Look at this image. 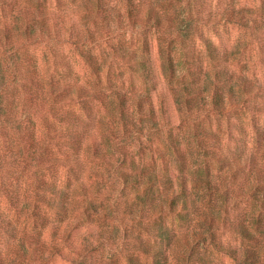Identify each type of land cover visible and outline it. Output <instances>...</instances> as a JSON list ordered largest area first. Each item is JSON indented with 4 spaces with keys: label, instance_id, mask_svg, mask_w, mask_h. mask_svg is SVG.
Returning a JSON list of instances; mask_svg holds the SVG:
<instances>
[{
    "label": "rangeland",
    "instance_id": "obj_1",
    "mask_svg": "<svg viewBox=\"0 0 264 264\" xmlns=\"http://www.w3.org/2000/svg\"><path fill=\"white\" fill-rule=\"evenodd\" d=\"M63 1L70 6L73 0ZM103 1L105 6L94 13L77 8L84 0L72 5L78 26H88L95 33L79 50L67 44L46 41L30 52L43 77L67 78L86 86L93 93L91 96L99 95L96 99L80 100L75 106L74 115L83 117L87 125L59 128L61 134H74L79 140L76 144L70 138L59 140L61 151L57 155L79 157L83 161L82 168L55 172L58 186L66 180L71 185L79 181L86 183L85 192H76L70 202L73 208L83 213L74 216L83 224L73 234V240L87 247V258L80 261L82 264H129L127 259L134 248L145 242L142 230L145 220L141 219L140 213L157 204L158 192L143 198L144 193H139L141 188L127 186L123 182L124 175H135L127 166L133 161L142 167L147 166L148 171L165 170L173 177L186 179L193 199L200 206L225 208L228 198L238 206L226 208L227 224L220 228L233 230L234 225L246 224L257 239L264 234V0L171 1L178 9L175 15L181 17L180 20H194L197 14L218 13L231 3L246 7L249 11L247 20L256 19L254 24L249 22L248 27L235 26L227 33L220 29L225 43L231 46L233 69L247 77L245 84L249 87L248 95H243L240 87L236 88L242 101L234 105L227 117L220 118L199 114L195 109L188 112L187 109L183 87L200 86L204 98L201 103L208 105L211 87L207 83V72L218 66L206 57L200 39L190 35L173 39L171 43L153 35V32L142 30L147 28L144 19L132 20L127 16L130 6L147 10L157 0ZM105 11L115 18L105 19ZM198 23L195 21L194 25L202 29ZM105 27L110 28V33L115 32L114 40L105 41ZM205 33L216 41L213 30L208 29ZM167 48H171L169 50L175 57L173 66L168 65ZM117 91L122 93L124 106L130 107L134 100L140 107L141 115L135 118L140 127L135 128L119 117L114 118L118 116V111L115 110L114 114ZM24 117L23 114L22 119ZM30 117L27 119L31 123L23 124L24 133H30L33 128L42 129L45 133L40 122L34 116ZM210 133L216 136L210 139ZM93 142L98 147L97 154L90 147ZM18 149L15 148L16 151ZM27 154L30 155L28 151L24 152L21 161ZM102 155L106 156L98 158ZM27 159L32 161V167L43 166L33 157ZM46 173L54 177V173ZM15 177L20 179L23 189L31 182L18 174ZM37 178L41 180L42 177ZM38 182L34 179V183ZM0 199L4 201L2 195ZM60 201L68 204L70 200L64 198ZM165 221L170 227H161L176 235L169 243L160 239L169 254V264H193L188 258L189 255L194 256L191 251L211 258L210 264L235 261L236 258L230 254L210 245L216 241L230 248L217 235V230H204L198 215L156 216L151 224L159 228ZM138 225L141 226L138 228ZM194 231H201L206 240L193 242V249L185 250L177 240L190 236ZM146 243L155 245L154 241ZM205 244L209 248L202 252ZM182 252L185 258L179 254ZM65 253L75 257L69 254V249H65ZM136 255L138 263L154 264L152 260ZM52 264L70 263L59 259ZM243 264H246L245 260Z\"/></svg>",
    "mask_w": 264,
    "mask_h": 264
},
{
    "label": "trees",
    "instance_id": "obj_2",
    "mask_svg": "<svg viewBox=\"0 0 264 264\" xmlns=\"http://www.w3.org/2000/svg\"><path fill=\"white\" fill-rule=\"evenodd\" d=\"M171 1L157 0L147 10L130 6L127 16L132 20L144 19L147 28L142 30L153 32V35L171 43L173 39L190 35L200 39L206 57L212 64L218 66L207 72V83L211 87L208 105L201 103L204 98L200 86L183 87L189 106L188 112L196 110L199 114H207L209 117H227L234 105L242 101L236 88L240 87L243 95H248L249 87L245 84L247 77L233 69L230 60L231 46L225 43L220 29L227 33L235 26L248 27L247 24L249 22L254 24L256 19L247 20L249 11L246 7L239 3H231L218 13L209 12L206 16L197 14L194 20H180L181 17L175 15L178 9L173 7ZM77 2L79 0H73L72 4L67 6L63 0L50 2L0 0V196L4 198V201L0 199V264H52L59 259L66 260L70 264H82L80 260L87 258L86 245L78 244L73 240V234L80 230L83 224L81 219L78 220L74 216L81 215L82 211L73 208L70 203L76 192L80 194L85 192L86 183L79 181L71 185L69 180H66L59 187L55 172L83 167V161L79 157L57 155L58 151H61L59 140L70 138L75 144L79 140L74 134H61L59 128L87 125L83 117L74 115L75 106L80 100L96 99L99 95L91 96L93 93H90L86 86L67 78L56 80L53 77H43L30 54L33 48L46 41L53 44H67L79 50L95 36L93 29L88 26L79 27L76 23L77 17L71 8ZM104 6L103 0H84L77 5V8H83L87 13H94ZM172 9L175 11L171 12ZM104 16L105 19L110 20L115 18V15L108 11H105ZM116 18H120V15ZM195 21L199 22L202 29L194 25ZM185 27L187 29L184 30ZM105 28L107 30L104 32L105 41L114 40L115 32L110 33V28ZM208 29L216 34V41L206 35L205 31ZM169 49L171 48H167L168 65L173 66L175 57ZM121 94L117 91L114 95L116 102L114 114H116L115 110L118 111V116L114 118L119 117L121 121L128 122L135 128L140 127L139 121L135 119L141 115L140 107L135 105L134 100L131 103L133 108L131 105L124 106ZM23 114L24 119H22ZM30 115L40 122L45 133H42V129L34 128L30 133H24L23 124L31 123L27 119L28 116L31 118ZM154 117L155 115H152V118ZM42 134L45 137H42ZM215 136V133H210L208 138L213 139ZM16 147H19L18 151L15 150ZM90 147L97 154L98 147L94 142ZM41 150L43 152L37 156ZM27 151L30 155H25L26 159L21 161V156ZM105 156L98 158L103 159ZM31 157L43 166L32 167V161L27 159ZM127 166L128 170L135 173L122 177L127 186L141 188L139 193H144L143 198L150 193H159L160 189L163 191L166 189L165 192L169 196L167 212L174 213V216H181L182 213L186 216L198 215L207 232L217 230L218 225L219 227L226 225L225 215L228 214L226 208L238 206L233 205L228 198L225 202L228 205L225 208L200 206L193 199L186 179L173 177L165 170L164 172L156 169L148 171L147 166L142 167L136 161ZM47 171L54 173V177H50ZM16 174L28 181L31 180L26 184L27 188H22L20 179L15 177ZM38 176L42 177L41 180H38ZM34 179L36 182L39 181L38 184L34 183ZM49 180L53 184H50ZM64 198H69L68 204L61 203L60 200ZM177 206L180 207L179 212H176ZM157 210V204L148 210H143L140 213L141 219L143 221L148 219L149 213H155ZM139 226L141 225H138V228ZM161 226L163 225L155 228L159 239L167 243L172 242L176 235L170 229ZM232 229L234 233L240 234L245 239L256 240L246 224L234 225ZM142 230L145 235V227ZM205 240L206 237L201 231H194L190 236L177 241L185 250H191L193 242L200 243ZM210 245L230 254L233 258L238 257L235 249L225 248L216 241ZM65 249H69V254L75 257H70L65 253ZM192 252L194 256L189 255L188 258L193 264L212 262L206 255ZM136 254H140L146 260H152L154 264H169V254L166 249L157 248L151 243H146V240L134 248L133 254L127 259L129 264H143L135 260L137 259L135 256H138ZM179 254L186 257L183 252ZM245 263L258 264L257 253L246 252Z\"/></svg>",
    "mask_w": 264,
    "mask_h": 264
},
{
    "label": "clouds",
    "instance_id": "obj_3",
    "mask_svg": "<svg viewBox=\"0 0 264 264\" xmlns=\"http://www.w3.org/2000/svg\"><path fill=\"white\" fill-rule=\"evenodd\" d=\"M157 211L155 213H149V218L145 220V235L144 240L149 242H155V246L157 248L162 247L160 239L157 235L156 229L152 226L151 221L159 215H167L169 218L174 216L175 214H169L167 212V200L169 198L168 194L165 193L162 189L159 190L157 195ZM180 211V207L177 206L176 212ZM165 228L170 227L169 223L165 221L163 223ZM217 235L221 237L226 247H230L232 249L237 250L238 257L235 261L228 260L227 264H243L245 260V253L248 251H254L257 253V261L258 264H264V234L257 236L256 240L245 239L238 233H234L230 229L220 228L218 225ZM209 245L205 244L202 246L201 251L203 252L205 249H208Z\"/></svg>",
    "mask_w": 264,
    "mask_h": 264
}]
</instances>
